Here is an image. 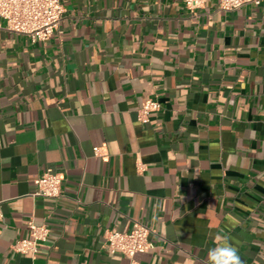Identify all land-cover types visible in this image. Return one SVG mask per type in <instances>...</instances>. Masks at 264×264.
Segmentation results:
<instances>
[{"label":"crops","instance_id":"1","mask_svg":"<svg viewBox=\"0 0 264 264\" xmlns=\"http://www.w3.org/2000/svg\"><path fill=\"white\" fill-rule=\"evenodd\" d=\"M61 1L46 41L0 18V264H208L217 236L264 264V0ZM47 168L60 197L32 195ZM136 221L152 247L110 253Z\"/></svg>","mask_w":264,"mask_h":264},{"label":"built area","instance_id":"2","mask_svg":"<svg viewBox=\"0 0 264 264\" xmlns=\"http://www.w3.org/2000/svg\"><path fill=\"white\" fill-rule=\"evenodd\" d=\"M186 8L193 10L202 7L209 0H183ZM222 10H233L245 4H258L261 0H213ZM64 12L61 0H0V18L4 27L10 32L24 34L32 41H46L58 28ZM160 109V103L148 99L138 109V120L146 122L149 113ZM94 154L101 155V147H93ZM64 174L53 168H47L34 179L35 189L33 196L57 198L62 195ZM1 202V200H0ZM1 215V211H0ZM29 236L16 240L11 248L20 253L34 256L41 242L49 235L46 223L27 221ZM150 229L134 222L130 231H108L105 236V247L110 253H119L129 258L137 252H144L152 247L148 238Z\"/></svg>","mask_w":264,"mask_h":264},{"label":"clouds","instance_id":"3","mask_svg":"<svg viewBox=\"0 0 264 264\" xmlns=\"http://www.w3.org/2000/svg\"><path fill=\"white\" fill-rule=\"evenodd\" d=\"M216 240L218 243L208 250V264H243L238 247L228 236H217Z\"/></svg>","mask_w":264,"mask_h":264}]
</instances>
